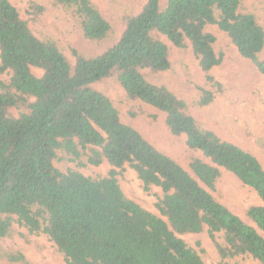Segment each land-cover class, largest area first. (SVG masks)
<instances>
[{
  "label": "trees",
  "instance_id": "obj_1",
  "mask_svg": "<svg viewBox=\"0 0 264 264\" xmlns=\"http://www.w3.org/2000/svg\"><path fill=\"white\" fill-rule=\"evenodd\" d=\"M244 1L141 0L123 15L118 41L93 55L73 47L71 60L53 37L33 30L43 5L30 1L24 17L10 0H0V75L9 76L0 79V240L19 236L32 243L44 233L67 264H206L182 236L207 229L223 260L264 264V165L251 151L204 128L189 113V103L167 86L147 79L168 71L174 51L189 47L205 81L192 105L212 103L223 86L211 71L224 55L207 25L225 32L264 75V27L243 10ZM51 2L86 39L112 36L110 22L92 0ZM32 68L44 73L37 76ZM96 84L119 88L126 103L140 101L161 111L168 133L183 139L184 156L161 151L123 122ZM128 112L134 119L140 115L135 107ZM59 151L78 165L107 162L113 168L97 178L62 172L54 165ZM126 164L145 190L162 189L160 216L124 193L117 169ZM228 173L257 196L241 214L216 195ZM4 261L36 264L20 250L0 247Z\"/></svg>",
  "mask_w": 264,
  "mask_h": 264
},
{
  "label": "rangeland",
  "instance_id": "obj_2",
  "mask_svg": "<svg viewBox=\"0 0 264 264\" xmlns=\"http://www.w3.org/2000/svg\"><path fill=\"white\" fill-rule=\"evenodd\" d=\"M10 1L21 10L24 17H26V6L30 1L43 5L46 11L40 20L33 24V30L38 36L53 37L71 60H73L71 54L73 47L84 54L93 55L106 50L118 41L124 30L123 15L141 2V0H92L113 28V34L109 39L97 42L86 39L75 21L63 9L55 7L51 0ZM243 10L254 13L264 27V0H245ZM206 30L217 37L216 51L224 55L223 62L211 71L223 86L221 93L212 103L204 107L192 105L198 86L204 85L205 81L198 61L189 47L174 51L172 66L168 71L150 75L147 79L152 83L167 86L179 98L189 103V113L204 128L211 129L223 139L251 151L264 165V75L250 60L241 56L227 34L218 26L207 25ZM262 58L264 59V50ZM32 71L37 76L44 73L39 68H32ZM8 77L0 75V79ZM95 86L109 96L119 108L123 122L140 130L161 151L176 158L184 156L183 139L168 133L164 126V114L161 111L140 101L126 103L124 93L117 87L106 84ZM131 107H135V112L140 114L137 119L129 116L128 110ZM54 165L62 172L73 169L93 178L106 176L113 168L107 162L98 166L88 163L78 165L61 151L58 152ZM117 170L120 172L118 179L126 196L160 216L156 202L162 195V189L152 185L149 191L145 190L142 180L128 164L123 169ZM216 195L239 214L244 208L257 202L255 192L244 186L231 173L226 175L225 182ZM182 237L188 245L200 253L206 264H236V262L258 264L253 259L243 257L223 260L215 240L210 237L207 229L199 234ZM33 238L32 243L26 242L19 236L5 238L0 240V247L3 250H20L36 264H67L64 255L46 234L40 233ZM217 239L222 240L221 234H218ZM4 264L10 263L4 261Z\"/></svg>",
  "mask_w": 264,
  "mask_h": 264
}]
</instances>
